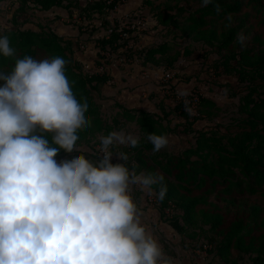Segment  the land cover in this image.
I'll use <instances>...</instances> for the list:
<instances>
[{"label":"trees","instance_id":"1","mask_svg":"<svg viewBox=\"0 0 264 264\" xmlns=\"http://www.w3.org/2000/svg\"><path fill=\"white\" fill-rule=\"evenodd\" d=\"M5 1L8 0H0ZM18 1L21 6L15 14L31 3L41 11L55 8L65 9L70 14L75 11L78 18L85 21L99 16L101 25L88 35L99 50L97 66H105L112 56H124L127 60L137 58L144 66L172 71L181 58L191 56L193 50L188 48L191 43L211 51L229 49L238 41L242 30L248 31L250 18V14L243 13L246 0H198L197 7L190 11L176 0H142V8H149L148 13L157 23L156 29L161 27L166 35L157 44L136 48L140 36L146 33L140 32L136 25L132 28L133 18L113 23L108 20L127 0H86L85 4L80 3L81 0ZM220 21L228 27L226 32L218 31ZM14 22L16 29L0 34V86L7 87L13 102V119L1 127L0 141L8 142L11 154L18 155L32 143L41 153V160L53 164L77 147L92 145L95 149L93 143L99 134L109 138L115 130L134 124L139 137L127 145L111 147V152L118 149L122 155V167L118 171L132 178L143 177L145 185L157 198L161 218L181 236L182 242L203 237L210 244L205 246V252L212 255L215 262L237 264L244 255H249L252 264H264V241L258 247L253 239L247 241L251 234L247 221L259 222L264 227L263 209L252 207L247 221H236L224 231L226 214L216 206L203 208L209 205L206 194L194 195L210 183L211 192L219 186V192L226 196L248 193L264 198V50L245 47L220 62L223 65L220 76L234 74L238 82L246 86L238 105L244 127L237 133L224 135L214 129L186 127L188 122H193L190 115L179 105L171 108L164 101L159 105L161 114L117 104L120 111L108 122L97 99H102L101 88L111 76L84 70L74 56L82 43L61 36L53 29L41 27L40 31H35L20 28L16 20ZM77 27L83 32V25ZM103 30L108 34L94 37ZM169 34L173 39H187L190 44L182 51L175 50L173 40L167 38ZM253 38L254 42H260L259 36ZM39 52L48 55L52 71L37 87L30 88L22 78L25 74L22 66L34 62ZM44 86L48 93L61 98L72 116L36 105V91ZM197 98L198 112L203 116L211 118L213 111L220 108L209 98ZM176 115L184 120L182 132L194 138L193 145L178 154L159 149L160 144L174 134L171 122ZM4 150L5 146L0 144V152ZM77 156H80L79 163L86 161L81 171L89 175L109 167L95 151ZM76 171L80 170L73 171L70 182L79 174ZM36 191L35 183L14 187L0 178V225L12 229L19 226L15 232L0 237V264H91L88 258L73 254L77 240L74 233L67 229L63 219L35 203ZM99 222L100 219L96 226ZM235 252L237 259L232 257Z\"/></svg>","mask_w":264,"mask_h":264},{"label":"crops","instance_id":"2","mask_svg":"<svg viewBox=\"0 0 264 264\" xmlns=\"http://www.w3.org/2000/svg\"><path fill=\"white\" fill-rule=\"evenodd\" d=\"M141 5L142 0H127L111 13L108 20L113 23L115 20H122L131 16L133 12H136L135 14L144 13L143 17L145 18L143 19L145 20L147 15ZM148 17L153 28L156 27L155 19ZM148 17L147 19H149ZM70 27L73 28L71 33H68L70 29L56 32L61 36L72 37L85 45L83 51L78 50L74 55L75 59L83 65L84 70L89 73H107L111 76V80L101 88L102 99H97L101 105L103 116L108 122H111L119 113L120 109L116 106L117 104L128 109H139L161 114L159 105L162 101L171 108L175 107V103L172 104L174 101L170 95L173 91L176 95H180L184 91L190 93L192 88L199 86L197 82L198 73L195 74L190 70L197 69L200 66V59L198 61L194 59L196 54L194 49H191L193 50L191 56L181 58V61L186 62L188 65L196 63L195 66L184 71L194 76L187 77L185 81L173 79L170 82L173 90H169V86L163 81L166 70L149 65L144 66L137 58L127 60L124 56H113L105 66H97L96 61L99 50L94 41H85V38L82 41L83 36H80L78 28L74 25ZM142 27L145 28L146 23L139 26V28ZM107 34L108 32L103 30L101 36ZM160 41H156V38L151 41L147 35L145 37L140 36L135 47L143 48L157 44ZM212 86L214 88V85ZM205 87V84L200 85V88ZM203 96L215 101L217 104L219 103L215 97L211 96V93H205ZM196 126L197 124L193 128L202 130ZM127 128L115 130L109 138L99 134L98 139L93 143L97 144L94 147L97 149L101 143L104 148H107V144L110 148L116 145H127L139 137L138 130L133 138L125 135ZM180 135H186V133L181 132ZM171 137L173 135L168 138ZM191 138H193V135ZM104 140L106 142H103ZM73 151L64 159H57L53 165L41 170V173H31L29 175L26 173L28 176L20 173L14 176L13 173L19 170L14 169L9 157L0 156V178L4 181L7 180L6 183L14 187L35 183L37 185L35 203L40 201L41 205L46 206L48 199H51L52 204L48 208L51 214L54 217L63 219L67 229L74 233L77 239L73 247L75 256L86 257L91 261V264H152L151 259H155V257L165 259L168 264H209L212 255L206 256L184 247L181 236L161 218L158 203H152L150 200V196L154 193L145 185L143 177L132 178L119 173L118 170L122 167V155L118 149H115V152H110L109 167H106V171L103 170L90 175L102 192L112 191L111 193L119 196L120 201L115 208L102 202L84 185L76 181V177L79 175H89L86 171H81L86 161L82 160L79 163L80 156L77 155L80 153L82 156H86L94 153L93 146L83 145ZM173 153L175 152L173 151ZM10 155L13 154L10 153ZM72 155L76 158V162L71 169L68 167L56 168L58 165L63 166L69 156ZM77 162L79 163L78 166ZM41 163L43 162L41 161ZM75 169L80 170L79 172L76 171V174H79L70 182ZM80 212L86 213L96 220L100 219L94 238L89 239L85 236L84 227L78 220ZM214 264L223 263L216 260Z\"/></svg>","mask_w":264,"mask_h":264},{"label":"rangeland","instance_id":"3","mask_svg":"<svg viewBox=\"0 0 264 264\" xmlns=\"http://www.w3.org/2000/svg\"><path fill=\"white\" fill-rule=\"evenodd\" d=\"M86 0H81L80 3L85 4ZM163 1V0H161ZM176 3H179L181 7H185L188 11L194 9L199 4L198 0H176ZM20 3L18 0H8L5 2H0V34L5 31H9L12 29H16V25L19 24L18 27L24 29H34L35 31H40L41 27L46 29H53L55 31H62L63 29H70L68 33L73 31L71 25L77 27V25H83V32H79L80 36H83L82 41L85 38V41L89 40V32L95 30L97 27L101 25V18L99 16H95V18L91 21L80 20L75 11L70 14L67 10L62 8H55L51 11H41L34 4L29 3L28 8H26L22 12H17L20 8ZM147 17H152L148 12L149 8H145ZM133 12L130 17L133 18L134 24L139 27L142 23H146V27L139 28L140 32L146 33L143 34L142 37L146 35L152 40L156 38V41H160L162 36H165V32H162V28L156 29L153 28L151 24L150 18L144 20V13ZM243 13L250 14L249 24L247 26L248 31L242 30L238 36V41L233 44L229 49L218 52L217 49H213L212 51L208 48H203L200 44L191 43L184 38L173 39L172 35H168V39L172 41L175 50H184L186 45H189V49H194L196 54L194 59L199 62V67L197 69H190L193 73H198L197 82L199 86L196 88H192L191 92L184 91L183 94L176 95L173 91L171 95V99H173V103L175 105H179L185 113L190 115V120L193 122H188V125L195 126L197 124V128L199 129H214L215 132L219 134H234L242 130L244 127L243 116L238 113V105L239 99L241 96L245 94V85L240 84L238 82V78L236 75H227L223 74L220 76L222 71V66L220 62L223 61L224 57L232 54L238 53L245 47H255L257 50H264V0H246V7L243 10ZM15 16V19H14ZM153 18V17H152ZM154 19V18H153ZM149 20V21H148ZM233 22V21H232ZM235 25V22L232 23ZM78 28V27H77ZM161 29V30H160ZM228 30L227 26H223V22L220 21L218 23V31L220 33L226 32ZM176 33L177 30L173 29ZM103 31L100 33H95L94 37L101 35ZM84 34V35H82ZM257 35L260 37V42H254V36ZM68 37V36H67ZM133 45V43H131ZM181 61V60H180ZM196 63L187 64L186 62H180L177 65V68L173 70V79L183 80L185 81L187 77L194 76L187 74L184 72L186 69L195 66ZM23 70L25 72L22 75L24 81L29 85L30 88L37 87L38 83L42 78H48L51 74V65L49 62V57L44 52H39L38 57L34 62L26 63L23 66ZM17 76V75H16ZM18 78L21 76H17ZM169 80L166 84L171 87L173 90V86L170 85ZM205 84V88H200V85ZM211 85V86H209ZM214 85V88L213 86ZM205 93H211L212 97H215L219 103L220 107L218 111H213V115L211 118L201 115L198 111V96H203ZM36 105L40 108H53L55 110H60L66 115L72 116L68 107L63 103L61 98L57 95L48 93L46 87H40L36 91ZM189 97V98H188ZM193 99V100H191ZM192 102V105L189 103ZM189 105L190 107H187ZM13 119V102L11 101L9 92L6 86H0V136L3 135L2 128L5 124L9 123ZM196 119V120H194ZM184 121L181 117L176 115V117L171 122V126L174 130L173 137L167 138L164 142H162L159 146L161 151H171L175 153H181L186 148L193 145L194 139L191 138L192 134L187 133L186 135H180V133L185 129L184 124H181ZM189 127V128H190ZM195 129V128H194ZM137 134V128L132 124L127 128V132L125 135L130 137H135ZM98 139V138H97ZM2 146H5V150L0 152V156H4V158L9 157L10 163L14 166V169H18L19 171L13 173L15 176L17 173L23 174L26 176L27 174H38L41 173V170L53 164H46L41 160V153L38 152V149L32 144L28 143L26 147L20 151L18 155H10L8 142L1 140ZM103 142H106L105 140ZM101 143V142H100ZM109 143V142H107ZM97 144H94L96 146ZM108 145V144H107ZM109 148V152H111V148ZM104 149V145L100 144V147L95 148V153L99 154L101 150ZM172 149V150H171ZM74 155L69 156V159L66 163L62 165L56 166L57 169H62L61 167H68L71 169L76 160ZM110 156L106 157L104 163H108ZM41 161L44 162L41 164ZM57 164V163H56ZM63 168V169H64ZM21 169V170H20ZM63 171V170H62ZM27 173V174H26ZM27 175V176H28ZM3 177V176H2ZM5 179V178H4ZM7 181V180H6ZM5 181V182H6ZM8 184V183H6ZM221 187H217L214 191L211 192L210 183H207L206 187L203 191H196L194 195L206 194L207 199L209 201L208 206H204L203 208L209 209L211 207L216 206L222 213H225L227 216L226 224L223 227V230H228L232 223L236 221H247L248 217L252 213V207H260L263 209L264 215V198L261 195H249L248 193L244 194H234L232 196H226L221 194L219 191ZM209 191V192H208ZM150 200L152 203L157 202V198L155 195L150 196ZM37 205H41L40 201H36ZM213 205V206H210ZM249 223L248 231H251L250 236L247 238V241L251 239L254 240L256 247L259 246L261 241H264V227H261L259 222L251 221ZM19 227V226H18ZM18 227L12 229L7 228L0 225V237L3 235H8L15 232ZM182 245L186 248H190L195 252L198 251L201 254L208 255L205 251V246L209 247V242L204 240L203 237L197 238L194 240L183 239ZM249 255H244L242 259L238 260L237 264H252L248 258ZM155 257V256H153ZM209 260V264H214L213 256H211ZM233 259H237L236 252L233 254ZM207 259V257H206ZM159 260L164 261L168 264L165 259H158L157 257L151 259L152 264H157Z\"/></svg>","mask_w":264,"mask_h":264},{"label":"built area","instance_id":"4","mask_svg":"<svg viewBox=\"0 0 264 264\" xmlns=\"http://www.w3.org/2000/svg\"><path fill=\"white\" fill-rule=\"evenodd\" d=\"M123 25H126V22L123 23ZM135 24L132 28H134ZM125 37H128V35H125ZM85 49V45L81 44L79 51H83ZM113 57V56H112ZM173 77V70L166 71L163 77V81L167 83L169 80H172ZM171 90V87L168 88ZM110 152L108 148H104L101 150V152L98 154V158L101 161H105L106 157L109 156ZM76 181L80 183L81 185H84L85 188H87L91 193L95 194L99 199L102 200L105 204L111 205L112 207H117L119 204V196L115 193H104L100 190L99 186L95 184L92 177L90 175H79L76 177ZM51 199H48L46 206L47 208L51 207ZM45 206V207H46ZM78 217L79 222L82 223L85 231V236L89 239L94 238L96 235V222L97 220L93 217H90L88 214L80 212ZM206 248V247H205ZM157 264H166L164 261L159 260Z\"/></svg>","mask_w":264,"mask_h":264}]
</instances>
